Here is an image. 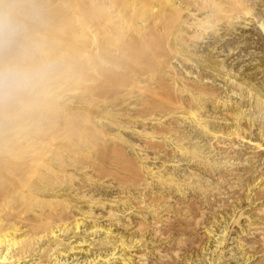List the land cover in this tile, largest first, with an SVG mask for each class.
<instances>
[{
    "label": "rangeland",
    "instance_id": "1",
    "mask_svg": "<svg viewBox=\"0 0 264 264\" xmlns=\"http://www.w3.org/2000/svg\"><path fill=\"white\" fill-rule=\"evenodd\" d=\"M131 1L135 5H133V3L132 4L130 3L129 5H133L134 9H136V10H137V8H139L137 6H142V9L144 7V11L140 8L138 9V10H140L138 12V14L141 16V18H144L150 25H155L153 21L158 18L157 16H159L161 12L163 14L166 13L165 15L171 16V18H172L171 20L173 22L172 21H170V22H172L171 23L172 25L174 24L173 26L171 25L172 32L170 31L171 29L170 30L164 29L166 27V25H169V24H167V21H165L167 19L164 20L161 18V17L164 18L165 15L159 16L160 21H161L160 23H158L159 18H158V20L155 21L156 25H158L157 27H155L156 25L154 26L155 29H158L159 26L161 25V23L165 21L162 24V25H165V27L160 28V29H162V31L159 32V33L162 32L161 34H162L163 38L161 36V38H160L161 40L159 38H158L159 39L158 40L156 38L158 36H156L155 42L158 40L159 42L160 41L164 42V44L166 43V46L164 44H162V42H160L161 43L160 45H162L161 47L165 46V48L167 47L166 49L171 50V51L170 50L167 51L168 53L166 52L167 56L169 55V57H171L175 53L177 55L175 54L176 56H173L174 58L171 57L168 59L169 61L171 59L173 61V63H171L172 61L168 62V60H167V62H168V64H167L166 59L168 57L164 56V55H166V54H163L164 52L162 53L163 55L158 57L159 54H161V51H163V50H161L163 48H160L158 46L160 49H158V51H156L157 49L155 50V46L157 48V45H155L153 43L154 51H153V48L150 47V49H152V52L157 53V54L153 55V53L149 49L148 52H149L150 56L152 53L153 57H149L150 58L149 59L148 58V56H149L148 52H147V57L146 56L144 57V59L147 58V59L151 60L150 66L147 65V63H149V60L148 61L145 60L146 65L148 67L145 65L144 61H141V62H143V64L141 62H140L141 64L140 63L138 64V62H137V64L133 63L132 65L128 63V65H130V66L124 65L126 63L123 64L124 67L127 66V67L134 68L133 69L134 73L132 70H129L130 72H132V73L129 72V74H131L130 76H133V78L136 77L135 76V74H136L138 76V78H136V79H138V82L133 81L135 78L134 79L132 78V80L131 79L126 80L125 82H122V83L115 82L112 86L114 90L110 88V91L106 92L105 95L103 94V96H101L102 93H99L101 91L98 92V89H99L98 87H97V90L95 88H93L94 86L96 87L97 84L91 85L90 84L91 81L88 84L84 81L87 85L86 89H88L89 86H92L91 87L92 89L91 88H90L91 90L89 89L92 96L89 93H86L83 96H85V95L87 96L89 94L90 97L88 95L87 96L88 98H92L93 96H95V98L94 99H88L87 97L85 98L81 95L83 101L81 99L80 100L82 102H84L85 104L80 102V104L78 106L82 109H79V107H78L77 110L79 112L76 110V113L78 112L77 115L79 118H77V115L74 118V120L77 118L76 121L78 120L80 122V124H78L74 120H72V123L74 121V123H73L74 127H76V125H78V126L82 125L83 126V127L80 126L79 129L81 128L80 129L81 131L83 129L84 132H80L79 129L76 128L77 133L79 132V135L78 134L77 135L79 137L83 138L84 140H87V142L89 141V144L84 142V145L80 146V149L76 148V146L68 148V150L71 154V156H70L71 159L69 162L67 161L68 163L66 162V164H68L69 166L65 165V167L63 169L60 167L58 169V166H56V165H55L56 167L54 165L53 166H54V171L55 172L57 171L55 177H58V179L56 178L58 180V184L61 183V185H64V189H62V186H61L60 190H66L67 189V192H69L68 188H70V186H71V185H69L70 183L74 187L77 184L83 185L84 179L87 180L88 182L85 181V183H84L86 185H83V186H85L84 189L81 188V190L86 189L87 191L85 193H84V191H82L84 194L82 192L78 191V192H80V194L82 193L86 197L83 196L84 199H83V197H81L82 200L81 199L78 200L77 196H81L82 194L81 195H75L76 197L72 196V198H70V195L68 196V195L64 194V196L68 197L67 200H66V197L64 198V196H63L62 198L65 200H63V199H61V200H62V203L64 205L60 202L59 204H62L63 206L60 207L59 205H57L58 208L56 207V209L57 210H63L62 207L64 209H66L69 206H76V207H81V208L84 207L82 210H84L85 212L90 210V212L94 213V215H97V217H98V214H100L99 216L103 217L102 218L103 220L102 219L99 220L100 228L102 225H103L102 226L103 230H105L104 228H111V230L114 232L113 233L114 237H115V235H116V238L118 235L123 236L125 239L127 238L126 240L129 241L130 238L132 237V235H134L132 238L134 240H137L136 242H138V241L141 242L142 244L141 243L140 244L142 246L141 245H135V247H134L135 249L134 248H133V250L131 249L133 252L130 251V254L128 253V255L132 256V259H131V262L128 264H134L136 262V260L138 259L136 257H138L140 253H141L140 256L144 254L142 256L144 259L143 261L145 262L144 264H147V263L148 264H158V262L160 264H163V262H164V264H264V248H262V246L260 245L259 236H258V234H256L257 232L254 231L255 227L259 226V222H261L260 226L262 225V223H264V205H262V204H264V193L260 192L262 189H264V173H262V172H264V151L257 150V151H259V152H257L253 146L255 143L264 145V134H262V132H264V119H262V118H264V30H262V29H264V0H249V1L245 0V2H241V3H245L246 7L244 6L245 8L243 7V9L246 12H244L242 10L243 15H242V13H241V16L239 14L240 18H238L239 16L237 15L238 20L236 18H234L233 21L232 20L221 21V23L218 22L219 24L210 22V25H212L213 29L209 25L208 26L209 28L207 27V30L206 29H204L205 31L202 30L203 36H201V38H198L200 36L199 32H201V31L197 32L198 37L197 36L193 37L192 35H190L193 30L187 29V28H184V30H183V27H185V26L182 24V22H183V19H184V21H186V17H187L186 15L187 14L185 15V13H184L185 11L180 12L179 15L182 16L183 18H181L180 21L177 22V19L180 18V16L177 17L178 14L174 15V14H172L171 9H168L170 7L169 6L170 4L169 5H167V4L170 1L167 2V0H165V1L160 0V2H159V0H158V6L155 4V7L153 5L155 2H153V1H156V3H157V0H131ZM208 1L209 0H191V3H192V5L196 4L198 6L204 7L203 9L206 12V11L210 10L209 5L207 4ZM250 1L253 2L254 4H252ZM241 3H240V6L243 5ZM152 5H153V7H152ZM133 6H130V7H133ZM145 6H150V8L152 7L151 8L152 11H153V9H155L157 7H159V10H157L158 9L157 8L155 13L153 11V15L150 17L149 14L147 15V13H149V12L152 13L151 9L149 7H145ZM147 8L150 10L148 11ZM249 10H250V12H249ZM131 11L133 12L134 10H132V8H131ZM157 11H159V12L161 11V12L159 13ZM132 12H130V13H132ZM142 12L145 14H143ZM203 12H201V13H203ZM138 14L136 11L134 13V16L138 17L139 16ZM155 14L157 16H155ZM143 15L144 16L146 15V16L143 17ZM130 16L132 17V14H130ZM153 16L155 19L152 18ZM137 17H133V18L137 19ZM141 18L138 17V19H140V20H141ZM148 18H149V20H148ZM136 19H134V20L137 23V25L141 24V23L143 24L144 19H142L143 22H141L142 20L140 21V20H136ZM175 19H176V21H175ZM188 19H187V21H188ZM134 20L133 21L131 20V26L129 28L134 26L133 25V24H135ZM162 20H164V21H162ZM190 22H191V20H189V23ZM148 23L145 26H147ZM214 24H216V27H213ZM162 25H161V27H162ZM89 27H91V26H89ZM141 27H144V26H141ZM154 27H152V28L154 29ZM133 28H135V26ZM133 28H131V31H130L131 33L134 30ZM168 28H170V26H168ZM128 31L129 30H127V32ZM163 32H166L167 34H168V32H170L171 36H170V34H169V36H167L165 33V37H164ZM179 32L180 33L182 32L183 34L182 33L180 34ZM193 32L195 33L196 31H193ZM193 32H192V34H193ZM127 34H130V33L128 32ZM161 34H159V35H161ZM133 35L136 36L138 34L134 33ZM172 35H174V36H172ZM178 35H180L179 36L180 38L178 37ZM201 35H202V33H201ZM182 36H183V38L187 37L185 39V41L183 40ZM189 36H192L191 40H187V39H190ZM167 37H169V38H167ZM176 37H178V39L182 38V40H181L182 43L185 42L187 47H186V45H181L182 43L179 42ZM163 39L166 41H164ZM168 40H170V41L168 42ZM156 44H158V42ZM168 45H170V46H168ZM182 47H183V50L186 49V51H188V52H185V51L183 52L184 56H183V53L181 52ZM177 48L178 49L181 48V49L178 50ZM175 50L180 51V53L182 55H180L179 52H176ZM164 51H166V50H164ZM174 51H175V53H174ZM158 52H160V53H158ZM185 53H187V55ZM191 53L194 55L191 56ZM185 55L187 57H185ZM162 56L165 57L166 59L165 58H164L165 60L162 59L161 58ZM175 57H178V58L175 59ZM173 59H175L176 61ZM183 59H184V61L186 60V62H184ZM165 63L167 64V67H166L167 69H164V67L166 66ZM135 64H136V68L134 67ZM169 64H170L171 68H168ZM214 64L218 67H216ZM173 65H175V66H173ZM212 66H213V68H212ZM127 67H125V68H127ZM132 68H130V69H132ZM172 68H174V69H172ZM175 68H177L178 70H176ZM164 70L169 71V72H167L168 74ZM171 72H173L174 74ZM175 72H177V73H175ZM198 72H200L202 74H200ZM165 74L168 76H165ZM170 74L171 75L173 74L174 76H176L175 78L178 77L177 75H180V76L182 75V76H181V78L179 76L177 79H174L173 75L171 76ZM198 74H200L202 76V78H204L203 82L205 81L204 82L205 84H203V85H205V87L208 85L207 89L209 88V90L213 94L215 93L213 95L214 97L209 96V97H204V98L203 97L194 98L192 96L195 92V88L197 86L198 79L201 78L200 75H199L200 77H197ZM225 75H226V77H225ZM139 76L141 79H139ZM194 77L195 78L197 77L196 78L197 80ZM88 78H89V76H88ZM139 80L141 81L140 83H139ZM194 80L197 83H195ZM86 81L88 82L89 80H86ZM174 81H175V83H174ZM78 82L84 83L83 80L81 82L78 80L77 82L74 81L73 84L75 85V83L77 84ZM69 83L70 82H68L67 85H70ZM79 83L77 84L78 88H79V86H81L80 88L83 89V87H85V83H84V86H83V84L80 85ZM194 83H195V85H194ZM198 84H200V83H198ZM71 86L74 87L73 85H71ZM93 89H95V91H97V93L94 92V95L92 93ZM174 90H175V92H174ZM187 91L191 94V96L187 93ZM60 93L65 94V96L67 94V96L70 98L73 97L72 94L68 93L67 91L64 93L63 90H61ZM74 93H75L74 97H77L76 96L77 91ZM217 93H218V95H217ZM155 94H157V95H155ZM99 95H100V98L101 97L103 98L104 96H105V98L104 99L97 98V96H99ZM67 96H66V98H67ZM79 97H80V94H79ZM79 97H77V99ZM171 97L173 98V100L169 101V100H171L170 99ZM100 100H102V101H100ZM136 100L139 104L137 102H135ZM140 100H142V103ZM178 100L181 104L178 102ZM183 100H184V102H183ZM214 100L216 102L215 104H213ZM112 101L115 103H113ZM173 101H174V103H172ZM176 101L179 103L180 106L176 105V104H178ZM89 102L91 104H89ZM109 102H112L113 105ZM166 102H167V104H163ZM175 102H176V104H175ZM228 102H229V104H227ZM255 102H256L257 106H256ZM231 103L233 105H231ZM82 104H84V106L86 105L87 107H84ZM133 104L134 105L137 104V105L134 106ZM110 105H112L114 108L112 106L110 107ZM104 106L106 109L103 108ZM158 106H159V109H158ZM173 106L174 107L175 106H179V107L182 106L183 112L179 113L180 110L178 112H176V110H174L175 108ZM228 106L233 107V108L231 107V109L234 111L235 117L240 115L241 118L239 117L240 118L239 123H238V121L235 122L232 119L234 117V115L232 112H229L230 109L228 108ZM89 107H90V109L92 107L93 108L90 110ZM108 107H110V110ZM169 107L170 108L172 107L171 108L172 110H170ZM189 107H190V109H189ZM226 107L229 109V110L227 109L228 110L227 112H225V110H224ZM184 108H185V110H184ZM114 109H116V110H114ZM165 109L166 110L168 109V111H170L171 113L170 112L167 113L168 111L166 112ZM236 110H238L239 112ZM102 111L104 114L108 113L109 115H104L102 113ZM117 111L119 114L117 113ZM191 111L196 112V114L198 116L202 117L206 121V124L208 123L207 125L209 127H211L209 130L214 131V129H215V132L218 131L219 135L222 134V135H220L222 137L218 138V140H216V139L212 138L211 135L209 136L207 133H202L204 131H202L200 128H198V126L193 121L192 117L190 118L191 115H189V112H191ZM208 111H209V113H208ZM114 112H116L118 115L115 114ZM236 112H238V115L235 114ZM226 113H230V114H226ZM231 113H232V118L229 117V115L231 116ZM169 114H172V117H171V115L169 116ZM155 115H156V117H155ZM183 115H185V116H183ZM104 116L106 118H104ZM121 116H124L125 118L121 117ZM127 116L128 117L130 116V117L127 118ZM131 116H132V118H134V117L135 118L131 119ZM136 116L137 117L139 116V117L137 118ZM159 116L161 119L159 118ZM170 117L174 118V121ZM214 117H215V119H214ZM245 117L247 119H245ZM93 118H95V120H97V122ZM119 118H121V119L118 120ZM181 118H187V119L184 120ZM79 119H81V121ZM98 119H99V121H98ZM108 119L112 123H110ZM128 119H129V121H128ZM156 119H157V121H156ZM159 119H160V121L163 120V122L162 121L158 122ZM100 120H101V122H100ZM112 120L114 121V124H115V122H117V123L115 125H113ZM126 120L128 123L126 122ZM175 120L177 122H175ZM190 120H191V122H190ZM88 121H91L92 123L88 122ZM75 122H76V124H75ZM90 123H91V125H90ZM99 123H101L100 125L102 127L99 125ZM124 123H126V124H124ZM153 123L156 125H153ZM179 123L181 124V126ZM213 123L214 124L216 123L215 125L217 127L212 126V125H214ZM232 123H233V125H232ZM87 124H89V125H87ZM96 124L98 125L99 128L95 127ZM110 125H111V127L113 125V127H112L113 129L110 127ZM144 125H146V126H144ZM237 125H239L238 128H240V130L237 128ZM249 125H250V127H249ZM86 126H88V127L91 126V127H89L90 129H92V127H93V129H92L93 132H92V130H89V128ZM114 126H116V127H114ZM234 126H236V128L239 130L238 133L240 132L239 135L242 136L243 138L240 137L239 140H232V139L229 140L230 138L229 139L226 138L230 134V132L234 130V129H232V127L234 128ZM251 126H252V129H251ZM129 127H131V129ZM168 127H169V129H168ZM260 127L262 130L260 129ZM105 128H106V130H104ZM107 128L109 131L107 130ZM166 128H167V130H166ZM170 128H171V130H170ZM217 128H220V129H217ZM137 129H138V131H137ZM144 129H145V131H144ZM111 130H112V132H111ZM89 131L91 132V135H93V133H94L95 137L97 136V133H98L99 136H97L96 138L101 137L102 139L100 138V139H97V141H96L95 137L87 138L88 134H90ZM95 131H99V132H95ZM100 131L101 132L103 131V132L100 134ZM119 131H120V133H119ZM170 131H171V133H170ZM258 131H259V133H258ZM85 132H86L87 136H84V135H86V134H84ZM110 132H111V134H110ZM138 132H140V133H138ZM180 132H182V133H180ZM246 132H248V133H246ZM135 133H137V134H135ZM141 133L143 135H145V133L146 134L148 133V135L143 136ZM168 133H169V135H168ZM223 133L225 135L227 133V135L224 136ZM184 134L186 135V137ZM82 135H83V137H82ZM91 135H89V136H91ZM106 135H109V136H106ZM202 135H204V136H202ZM110 136L112 137V139H110L111 138ZM165 136H167V137L165 138ZM244 137H245V139H244ZM85 138H87V139H85ZM119 138H121V140ZM162 139H164L163 140L164 142L162 141ZM225 139H226V141L227 140L230 141V144H232V146H233L232 147L233 149L227 151L230 154L223 151L226 147V145H224ZM99 140H101V141H99ZM174 141H176L177 143ZM182 141H183L184 145H183V143H181ZM228 141L225 142V144H227ZM234 142L236 143V146H235ZM248 142L250 143V145L251 144L252 145L250 146ZM252 142L253 143L255 142V143L253 144ZM175 143L176 144L181 143L180 144V145H182L181 149L184 147L183 150L180 151L177 147H175L176 146ZM85 144H87V145H85ZM230 144L228 143L229 146H230ZM83 146H84V148H82V150H81V147H83ZM87 146H89V147L85 148ZM134 146H136L137 148L143 147L142 148L143 151L140 149L138 150ZM197 146H198L199 150H198ZM238 146H240V147H238ZM250 147H253V148L251 149ZM187 149H188V152H186ZM177 150H179V151H177ZM189 150H190L191 154L189 153ZM262 150H264V149H262ZM71 151L74 153L76 161L74 159H72V157H74V156L72 155ZM222 151L224 153H222ZM137 152H139V153H137ZM199 152H201V153H199ZM231 152H232V156H229V155H231ZM174 153H175V155H174ZM145 154H146V159H145ZM223 154H225V155H223ZM67 155H69V154H67ZM201 155L202 156L204 155V156L202 157ZM172 156H174L175 159ZM196 156H198V157H196ZM220 156H221V158H220ZM227 156H229V157H227ZM164 157H165V159H164ZM139 158L140 159L142 158L144 161L142 159L140 160ZM204 158H205V160L207 159L206 162H205ZM150 159H151V161H150ZM188 159H190V160H188ZM224 159L226 160L227 164L226 163L223 164ZM71 160H72V162L74 160L73 165H70ZM203 160L205 162V165L203 164L204 163ZM164 161H166V162L162 163L163 164V168H162L161 162H164ZM201 161H202V163H201ZM213 161H214L215 165H217V166L219 165L218 168H216L217 166L213 165L214 164ZM144 162H147V165H146V163L144 164ZM209 162H211L210 164L213 163L212 164L213 166L209 165L208 164ZM229 162H231V163L229 164ZM257 162H258V164H257ZM217 163H219V164H217ZM148 164H149V166H148ZM227 165H230V166H227ZM66 166H68V167H66ZM143 166L145 169H147V170L149 169V171L145 170L143 168ZM139 167H140V169H139ZM229 168H230V170H229ZM136 169H138V171ZM231 169L234 170V173L232 171L231 178L232 177L233 178L231 179V182H230V179H227L228 177L230 178V175L227 176L225 174L230 173ZM58 170L62 171V172L65 171V172L69 173V175H68V173H65L68 182L70 181L69 184L64 183L67 181L66 178H64L65 175L62 176V174H64V172L61 174V172H58ZM133 170H135V171H133ZM142 170H144V172L146 171V173H144ZM154 170H155V172H156V170L160 171L159 174L157 175L159 178L157 176H154V175L152 177V174H150L151 176L149 175V173H151L152 171L154 172ZM225 170L227 171V173ZM219 171L220 172L222 171V172L220 173ZM228 171H230V172H228ZM235 171H236V174H235ZM256 171L257 172L259 171L258 172L259 174ZM57 173L60 176H57L58 175ZM71 173H73L74 176ZM135 173L137 176L142 177V179L137 177L135 175ZM139 173L141 176L138 175ZM141 173L143 174V176ZM219 173L223 176H221ZM70 174H71V176H70ZM147 174H148V176H147ZM163 174H164V176H163ZM233 174L237 175L238 178L235 179L234 177H237V176H234ZM131 175H133V177ZM171 175L174 177L173 178L174 180L172 179ZM214 175L218 176L219 178L215 177ZM160 176H163V177H160ZM168 176H169L170 180L168 179ZM60 177H63L64 180ZM69 177L71 179L74 178V180L73 179H72V181L69 180ZM146 177H148V178H146ZM225 177H226V179H225ZM257 177H259V179ZM59 178L62 179L61 182H59L60 181ZM132 178H133V180H132ZM138 178H139V180H138ZM153 178L155 181H153ZM78 179L80 180V182ZM185 179H186V181H185ZM165 180H166V182H165ZM178 180H180V182ZM227 180H229V181H227ZM137 181H139L138 182L139 184H137ZM143 181H144V183H148L146 188H145L146 184L144 185ZM182 181H183V183H182ZM195 181H196V183H195ZM81 182H82V184H80ZM184 182L187 186H190V189H188V187L186 185H184ZM188 182H190V184ZM73 183H74V185H73ZM135 183L139 187H137L135 185ZM175 183L177 184L176 187H175ZM191 184L194 186H192ZM234 184H236V185H234ZM90 185H92V187ZM102 185H104V186L102 187ZM143 185H144V191L142 188ZM179 185H180V187H179ZM181 185H182V187H181ZM214 185H215V187H214ZM57 186L60 187V185H57ZM140 186H141V188H140ZM183 186L185 188H183ZM99 187H101V188L98 189ZM162 187H164V188H162ZM90 188H93V189H90ZM207 188H208V190H207ZM213 188L215 191H217V192L219 191L218 195L215 194L214 190H212ZM217 188H219V189H217ZM225 188H227V189H225ZM72 189H75V187ZM88 189H89V191H88ZM136 189L139 193L141 192V194H139L136 191ZM147 189H148V191H147ZM204 189L208 192L204 191ZM258 189H259V191H258ZM104 190H106V191L104 192ZM157 190H159L160 193L157 192ZM162 190H164V191H162ZM178 190H179V192H177ZM180 190H182V191H180ZM98 191H100V192L98 193ZM149 191H150V193H149ZM154 191H156V192H154ZM213 191H214V193H213ZM75 192H77V191H75ZM153 192H154V197L152 194ZM262 192H264V190H262ZM167 193H169L170 195ZM92 194H93V196H92ZM122 194L123 195L125 194L124 196H126V197H124ZM143 194H144V196H143ZM159 194H160V196H158ZM162 194H165V195H162ZM166 194H167V196H166ZM224 194H225V196H224ZM257 194L260 195L261 198H260V196H257ZM213 195H215V196L213 197ZM232 195L234 198H232ZM134 196H135L136 201L134 200ZM136 196H137V198H136ZM181 196L182 197L184 196V197L182 198ZM218 196H220L219 199H218ZM113 197H115V199H116L115 201L118 203H116V202L114 203ZM129 197H132V198H129ZM151 197L154 198L153 202H151L152 199L150 200ZM155 197L156 198L158 197L157 200H159V201L163 197L165 198V200H166V198H168V201L166 200L167 201V203H166L165 200L162 199L161 202H159L156 200ZM95 198H97V199L95 200ZM145 198H147V199L145 200ZM73 199H74V201H73ZM175 199H176V201H175ZM181 199H182V201H181ZM75 200L76 201L78 200L79 202L77 201V203H76ZM89 200L92 202L87 203V202H90ZM110 200H112V201H110ZM219 200H220V203H222L221 200L223 201V203L220 204L218 202ZM224 200H226L225 203H224ZM80 201H81V204H83V205L80 204ZM109 201L111 203H109ZM148 201H150L151 204L153 203L154 207ZM154 201H157L159 204L154 202ZM186 201H188V202H186ZM68 202L70 203V205H68L69 204ZM124 202H125V204H124ZM131 202L134 204L135 207L133 206V204ZM145 202L147 203V205L149 204L147 206V211L149 209V212L152 213V216L156 215L157 211L155 212V214H153V212H151V211H153L155 209H159L161 207H162L161 209H163L165 206H167V209L170 212L168 210H166V208H164L163 210L159 209L163 212L162 213L163 217L161 215V211H158L157 215H159V216L161 215L162 218L161 217L158 218L159 216H157V215L152 217V216H150V213L146 212V209L143 208V207H146ZM162 202L164 203V206H162L163 205ZM178 202L179 203L181 202V203L179 204ZM217 202H218V204H217ZM108 203H109V205H108ZM142 203H144V204H142ZM185 203H187V204L191 203V205L189 204L187 206V204H185ZM86 204H87V206H86ZM110 204H112L113 207ZM129 204H132V205H129ZM170 204H172V205H170ZM65 205H67V206H65ZM124 205L125 206L127 205V206L125 207ZM141 205H143V206H141ZM150 205L152 207L151 209H150ZM217 205H218V207H217ZM224 205H227L228 207L224 206ZM136 206H137V208H136ZM201 206H203V207H201ZM222 206H224V207H222ZM90 207H92V209ZM140 207H142V208H140ZM168 207L171 209H169ZM185 207H187V208L189 207L188 208L189 211H187L185 209ZM232 207H234V208H232ZM260 207L262 208L261 213L259 211V209H261ZM257 208H258V210H257ZM105 209H106V211H105ZM143 209H145V211ZM201 209H203L204 212ZM115 210L118 212H116ZM139 211H141L140 212L141 214L139 213ZM255 211L258 212L259 214H257ZM109 212H111L113 214L115 213L117 216L116 218H119L121 220L122 219L126 220V218L128 217L126 221L129 220L130 223L132 222V226L137 222V221H135L137 219L140 221L142 219V221H143L144 218L142 216L145 217V220L143 221L144 223L146 221V217H148V216H150V217H149V220L147 218V220H148V221H146L147 223L151 222L153 218H154V220H157V218H158L157 221L158 222L161 221L159 225H161L162 222L164 224V225L162 224V227L159 226L161 228L160 230H162V232L160 231L161 234L162 233L164 234V235L162 234V237H164V238H162V237H160L161 239H159V237L154 238L152 235L149 234V230L147 232V229H149L147 227H146L147 229H143L142 234L139 233L140 234L139 235L137 233V231H135V230L133 231L134 228L131 230H125L126 231L125 232L124 229L121 227V225H119L120 223L114 226V224H116V221L114 223L113 222L111 223L113 226L110 223H109L110 225L107 226L108 222L104 217H106ZM145 212L147 214L148 213L149 214L147 215ZM184 212H187V214ZM143 213H144V215H143ZM158 213H160V214H158ZM168 213H169V215H168L169 217L167 216ZM189 213L191 214L192 217L189 216L190 215ZM118 215H121V216H118ZM200 215H201V217H200ZM122 216H124V217H122ZM164 216H167L169 219L170 218L171 219L169 220L167 217H164ZM155 217H156V219H155ZM185 217H187V218H185ZM164 218H166V220ZM159 219H161V220H159ZM212 219L214 222L212 221ZM234 219L236 220V223L234 222L235 221ZM167 220H168V222L165 223V221H167ZM251 221H252V223H251ZM84 224L86 226L84 229H88V228H90V226H92L91 222L89 223V221L85 222ZM213 224H214V226H213ZM250 224H252V226ZM100 228L97 229L98 231L93 232V233H90L87 231L88 232L87 234L89 236H86L87 234H84V233L82 236V232L85 231L82 227L80 230H82V229L83 230L80 231L81 234L79 233V235H78V238L80 235L82 236V238L80 237V241L83 239V237L85 235L84 239L86 238V241L87 240L89 241L91 239L89 243H91L93 241L94 244L92 242V246L90 245V247L86 246V247H84V249L82 248L81 251H83V250L84 251L80 252L81 254L78 253V254L73 255V257L71 255L68 256L66 254L65 259L63 258V260L60 263L61 264L62 263L63 264H68V263L70 264L72 262V260H74V258L75 259L78 258L77 259L78 263H76V264H80V262H82V264H86L85 259L86 260L92 259V257L95 256L94 254L97 255L98 253H100V254L102 253L101 254L102 256L103 255L105 256L106 254H110V252H111L110 248H108L107 246L101 247V245L97 244L98 239L100 240V239L104 238L103 237L104 234L101 233ZM88 230H90V229H88ZM210 230L213 231L212 234L211 233L208 234V232ZM169 231H170V233H169ZM247 231H251V232H249L250 234ZM253 231H254V233H253ZM133 232H135L136 234ZM121 233H123V235ZM94 234L96 236H94ZM223 235H224V238H223ZM145 236H147V237H145ZM167 236L169 237V239L170 238L171 239L169 240ZM173 236H174V238L172 239ZM93 237H95V238H93ZM101 237H103V238H101ZM116 238H114V239L116 240ZM155 239H156V241H155ZM173 240L175 241L176 244L174 243ZM88 241L86 242L87 244H88ZM218 241L220 242V245H219ZM150 242H151V244H150ZM87 244H85V245H87ZM171 244L173 246H171ZM255 245L257 248L255 247ZM169 246L171 247L172 251L170 250ZM249 246H250V249H249ZM91 247L93 249H90V251H91V253H90V251L88 249ZM103 247H105V249ZM106 248H108V249H106ZM157 248L160 250H158ZM245 248H248V249H245ZM260 248L262 249V251ZM109 249H110V251H109ZM165 250L168 254L169 253H171V254H169V255L166 254L164 252ZM221 250H222V252H221ZM87 251H88V253H87ZM174 251L178 252V253H175ZM85 252L87 253L88 257L86 256ZM158 253H159V255H158ZM161 253H162V255H161ZM163 253L165 254L164 257H163ZM166 255H168V256H166ZM165 258H166V260H165ZM119 264H121V263H119Z\"/></svg>",
    "mask_w": 264,
    "mask_h": 264
},
{
    "label": "bare ground",
    "instance_id": "2",
    "mask_svg": "<svg viewBox=\"0 0 264 264\" xmlns=\"http://www.w3.org/2000/svg\"><path fill=\"white\" fill-rule=\"evenodd\" d=\"M165 1V0H163ZM170 1V2H169ZM246 1H249V0H246ZM155 2L153 5L155 7V4L158 6V0H157V3L156 1H153ZM160 2V0H159ZM167 2H169L167 5H169L168 9H171L172 11V14L174 15H177V17H179V13L180 12H183L185 11V16L186 17V21H184L183 19V22L182 24L185 26L183 27V30L184 28H187V29H191L193 31H196L195 33L191 32L190 35H192L193 37L194 36H197L198 37V34L197 32L198 31H201L199 32L200 36L198 38H201V36H203V31L204 29L207 30V27L210 25V22L211 23H221V21H229V20H232L234 18L237 19V15L241 16V13L243 15V12L242 10L244 11L243 7L245 6V3H241V2H245V0H209L207 2V4L209 5L210 7V10L206 11L203 9L204 7H201V6H198L196 4H193L191 3V0H167ZM251 2V1H250ZM132 4L133 2L131 0H0V22H8V21H12L14 22L18 28H19V35L17 36L16 40L10 45V46H7V47H0V61H6L8 58H10L11 56H14V55H17L20 53V51L24 48H28V49H37L38 52H37V57L39 56V52H43L48 58H51V59H56V60H59L60 61V71L57 75V77L54 79L53 83H52V86H51V91H50V94L44 98L43 100H41L40 102H38L35 106L27 109V110H23V111H16L12 108H10L8 105H0V264H59L63 258L65 259L66 257V254L69 256L71 255L73 257V255L75 254H78L80 252H83L81 251L82 248L84 249V247L86 246H89L90 245L92 246V242H90V240L88 241V244L86 243V238L83 239L80 241V237L82 238L83 236V233L84 234H87L88 232L90 233H93V232H96L98 231L97 229L100 228V224H99V220H101L103 217H100L98 214V217L97 215H94V213L90 212L89 211H84L82 210L83 208L81 207H76V206H69L68 208L64 209L62 207L63 210H57L56 207L57 205H59L60 207L63 206L64 204L62 203V200L63 199L62 197L65 195H70V198H72V196H75V195H81L84 191V193L87 191L86 189L85 190H81L84 189L85 186L83 185H86L84 184L85 180L84 179V182H83V185H75V189H72L74 188L72 186V184L70 183V181L68 182L67 180V177L65 175V173H68V172H64V174H62L63 172L62 171H59L58 172H61L62 176H64V178H66V182L64 183H70L69 185L70 188H68V191L67 192V189L66 190H60L61 189V186H62V189H64V185H61L58 184V177H55L56 176V172L54 171V166H58V169L59 167L60 168H64L65 165H68L66 164V162L70 161V152L68 150V148H71V147H75L76 148H79L80 149V146L84 145V142H86L87 144H89V141L87 142V140H84L83 138L79 137V132L77 133V129H79V127H83L82 125L78 126L76 125V127H74V121H76L78 117L77 113L79 112L77 109H78V105L80 104V102H82V96L86 93H90V90L92 89L91 87L92 86H89L88 89H86V83L88 84L90 81H91V85H96V87L94 86L93 88H95L97 90V87L100 89H98V92L99 93H102L101 96H103V94L105 95L106 92L110 91V88L113 89V84L115 82L117 83H122V82H125L126 80H132L133 76H130L131 74H129V70H132L133 73H134V68L132 67H127V66H130L128 65L129 64H133V63H136L138 62V64L141 62V61H144L145 62V65H146V61H148L150 58L149 57H153L152 56V53L153 55L154 54H157V53H154L152 52V49L153 48V43L155 45H157V48L155 46V50L158 51V49L160 48H163L161 50V54H159L158 57H160L161 55L163 54H166L164 56L168 57L167 59L165 57H161L162 59H166V62L169 58H174L173 56H176L177 54H174L172 55L171 57H169V55L167 56V51H169L168 49L165 48L166 46V43L164 44V42H162V44H164L163 46L164 47H161L162 45H160L161 43L158 41L161 36H162V32L159 33L160 31H162V29L160 28H164L165 25H162L165 21H167V24L169 25H166V27L164 29H168L170 30L171 29V23L173 22L171 19V16L170 15H165L166 13H160L159 16H163L165 15V17H161L162 19H167V20H162L164 22L161 23V25L159 26L158 29H155V27H157L158 25H156L155 21L158 20L159 16H157L155 14V16H157L158 18L155 19L154 16L152 18H154L155 20L153 21L154 24L156 25H150L144 18H141V16L138 14V12L140 10H138L139 8L142 9V6H137L139 8L134 9V6L135 5L133 3V5H129V4ZM240 3L243 4L240 6ZM252 4H254L253 2H251ZM152 5V7H153ZM166 5V6H167ZM130 6H133V7H130ZM151 6V5H150ZM150 6H145V7H149ZM156 6V7H157ZM250 6V5H249ZM151 7V8H152ZM246 7V6H245ZM244 7V8H245ZM131 8L132 10H134L133 12L131 11ZM150 8V9H151ZM158 8V9H157ZM155 9H153L154 13L157 10H159V7H157ZM167 8V7H166ZM253 8V7H252ZM148 9V8H147ZM148 9V11L150 10ZM137 11V14L139 15L138 17L142 19H144V22L143 20L141 21L140 19H138L137 16H134V13ZM144 11V7L142 9ZM147 11V10H146ZM153 11L151 9V12L152 13H147V15L149 14V16L151 17L153 15ZM204 11V12H203ZM252 11V10H251ZM132 12V13H130ZM203 12V13H201ZM246 12V11H244ZM248 12V11H247ZM250 12V10H249ZM143 13V12H142ZM130 14H132V17L130 16ZM145 14V13H143ZM151 14V15H150ZM250 14V13H249ZM247 15V14H246ZM146 16V15H145ZM143 15V17H145ZM240 16L238 18H240ZM133 17H137L136 18H133ZM133 18V19H132ZM169 18V19H168ZM183 18L182 16H180V18L177 19V22L180 21V19ZM189 18V19H188ZM140 20L141 22H143V24H138L135 22V20ZM188 19V21H187ZM235 19V20H236ZM131 20L135 22V24H133L135 26V28H133L134 26H132L131 28H133L134 30L132 31V33L130 32L131 31V28H129L131 26ZM149 20V18H148ZM189 20H191V22L189 23ZM238 20V19H237ZM146 21V22H145ZM159 21V22H158ZM157 22L160 23V18ZM172 21V22H170ZM176 21V19H175ZM133 22V23H134ZM150 22V21H149ZM170 22V23H169ZM140 23V22H139ZM148 23L147 26H145L146 24ZM218 23V24H219ZM174 25V24H173ZM172 25V26H173ZM179 25V24H178ZM177 25V26H178ZM262 25V24H261ZM91 26V27H89ZM141 26H144V27H141ZM155 26V27H154ZM168 26H170V28H168ZM137 27V28H136ZM154 27V29L152 28ZM181 27V26H180ZM210 27L212 28V25H210ZM213 27H216V24H214ZM209 28V27H208ZM210 28V29H211ZM137 29V30H136ZM181 29V28H180ZM179 29V30H180ZM209 29V30H210ZM213 29V28H212ZM127 30H129L128 32L130 34H127ZM167 30V31H168ZM186 30V29H185ZM190 30V31H191ZM208 30V31H209ZM264 30V29H262ZM172 32V29L170 30ZM205 31V30H204ZM92 32V33H91ZM186 32V31H185ZM189 32V31H188ZM134 33H137L138 35H133ZM161 35H159V34ZM164 34V37H165V33L166 32H163ZM180 33V32H179ZM182 33V32H181ZM180 33V34H181ZM202 33V35H201ZM158 34V35H157ZM171 36V33L168 32V34L166 33L167 36ZM183 34V33H182ZM196 34V35H195ZM205 34V33H204ZM185 35V34H184ZM187 35V34H186ZM189 35V34H188ZM158 36V37H156ZM174 36V35H172ZM180 35H178L179 37ZM192 36H189L190 39H187V40H191ZM155 37L158 39H156L157 41L155 42ZM178 37H176L178 39ZM163 38V36H162ZM169 38V37H167ZM180 38V37H179ZM183 38V36H182ZM182 38L181 39H178L179 42L182 43ZM187 38V37H186ZM185 37L183 38V40L185 41L186 39ZM165 39V38H164ZM163 39V40H164ZM176 39V40H177ZM161 40V39H160ZM197 40V39H196ZM166 41V40H164ZM170 40H168L169 42ZM177 41V42H178ZM158 42V44H156ZM188 42V41H187ZM180 43V44H181ZM189 43V42H188ZM187 43V44H188ZM178 45V44H177ZM176 45V46H177ZM181 45H186V43H182ZM189 45V44H188ZM160 48H159V47ZM170 46V45H168ZM172 46V45H171ZM173 47V46H172ZM184 47V46H183ZM183 47H182V53L185 51V52H188L185 50H183ZM187 47V45H186ZM165 48V49H164ZM149 49L150 51L152 52L151 53V56L149 54ZM178 49V48H177ZM181 49V48H180ZM178 49V50H180ZM166 50V51H164ZM153 51H154V48H153ZM171 51V50H170ZM147 52H148V58L149 59H144V57L146 56L147 57ZM164 52V53H163ZM167 52V53H166ZM176 52H179L180 55H182L180 53V51H176ZM160 53V52H158ZM163 53V54H162ZM193 53V52H192ZM191 53V56L194 55ZM170 54V53H169ZM187 55V53H185ZM171 55V54H170ZM185 55V57H187ZM196 55V54H195ZM156 56V55H155ZM183 56H184V53H183ZM199 56V55H198ZM195 57V56H194ZM204 57V56H203ZM178 58V57H175V59ZM144 59V60H143ZM164 59V60H165ZM173 59V60H175ZM187 59V58H186ZM146 60V61H145ZM188 60V59H187ZM150 61L149 60V63H147V65L150 66ZM172 60L170 59V61L168 60V62H171ZM176 61V60H175ZM184 61V59H183ZM167 62V64H168ZM186 62V60L184 61ZM189 62V61H188ZM126 63V64H124ZM143 64V62H141ZM140 63V64H141ZM173 63V61L171 62ZM124 65H127L125 67ZM136 64L134 65V67L136 68ZM166 64V63H165ZM164 64V65H165ZM167 64L166 66L164 67V69H167ZM206 64V63H205ZM146 65V66H147ZM181 65V64H180ZM215 65V64H214ZM175 66V65H173ZM216 66V65H215ZM223 66V65H222ZM138 67V66H137ZM148 67V66H147ZM218 67V66H216ZM224 67V66H223ZM132 68V69H130ZM168 68H171L170 67V64L168 66ZM213 68V66H212ZM138 69V68H137ZM141 69V68H140ZM151 69V68H150ZM174 69V68H172ZM171 69V70H172ZM176 70H178L177 68H175ZM199 69V68H198ZM169 70V69H168ZM170 70V71H171ZM175 70V71H176ZM90 71V72H89ZM150 71V70H149ZM166 71V70H164ZM173 71V70H172ZM200 71V70H199ZM203 71V70H202ZM216 71V70H215ZM169 72V71H166V73ZM186 72V71H185ZM132 73V72H130ZM136 73V72H135ZM173 73V72H171ZM177 73V72H175ZM196 73V72H195ZM200 73V72H198ZM168 74V73H167ZM174 74V73H173ZM172 74V75H173ZM179 74V73H178ZM202 74V73H200ZM198 74L197 77H200L201 75ZM171 75V74H170ZM171 75V76H172ZM200 75V76H199ZM89 76V78H88ZM136 77H134L133 81H136L138 82V76L135 74ZM165 76H168L165 74ZM178 77L180 75H177ZM182 76V75H181ZM180 76V78H181ZM188 76V75H187ZM193 76V75H192ZM174 79H177L175 78L176 76H174ZM196 77V78H197ZM226 77V75H225ZM169 78V77H168ZM195 78V77H194ZM195 78V79H196ZM139 79L140 76H139ZM203 79L202 76L200 79H198V84L197 82H194L197 83V86L195 88V92L194 94L192 95L194 98H197V97H211L213 96L214 94L209 90V88L207 89L208 85L205 87V84L203 82ZM251 79V78H250ZM82 81L85 83V87L80 88L81 86H79L78 88V83L75 85L73 84L74 81ZM86 80H89L88 82ZM143 80V79H142ZM146 80V79H145ZM144 80V81H145ZM170 80V79H169ZM197 80V79H196ZM206 80V79H205ZM222 80V79H221ZM236 80V79H235ZM149 81V80H148ZM172 81V80H171ZM170 81V82H171ZM234 81V80H233ZM68 82H70L69 84L70 85H67ZM129 82V81H128ZM141 81L139 80V83ZM147 82V81H146ZM173 82V81H172ZM189 82V81H188ZM230 82V81H229ZM84 83H79L80 85L83 84L84 86ZM143 83V82H142ZM152 83V82H151ZM155 83V82H154ZM175 83V81H174ZM173 83V84H174ZM191 83V82H190ZM194 83V85H195ZM89 84V85H90ZM138 84V83H137ZM136 84V85H137ZM183 84V83H182ZM71 85H73L74 87H72ZM193 85V86H194ZM201 85V86H200ZM69 86V87H68ZM77 86V87H76ZM192 86V87H193ZM231 86V85H230ZM180 87V86H179ZM195 87V86H194ZM85 88V89H84ZM91 88V89H90ZM181 88V87H180ZM90 89V90H89ZM95 89H93V95H94V92L97 93V91H95ZM187 89V88H186ZM194 89V88H193ZM61 90H63V92L65 93L66 91L68 93H71L72 96L74 97V92L77 91L76 93V96L79 97V94H80V97L77 99V97H68L67 94V98L65 96V94H61ZM114 90V89H113ZM160 90V89H159ZM178 90V89H177ZM176 90V91H177ZM213 90V89H212ZM79 91V92H78ZM190 91V90H189ZM193 91V90H192ZM219 91V90H218ZM239 91V90H238ZM241 91V90H240ZM164 92V91H163ZM175 92V90H174ZM178 92V91H177ZM185 92V91H184ZM191 92V91H190ZM215 92V91H214ZM231 92V91H230ZM187 93L191 96V94L187 91ZM232 93V92H231ZM88 94V95H89ZM177 94V93H176ZM175 94V95H176ZM64 95V96H63ZM82 95V96H81ZM87 95V96H88ZM97 95V94H96ZM100 95L97 96V98L101 99L100 98ZM157 95V94H155ZM162 95V94H161ZM160 95V96H161ZM178 95V94H177ZM176 95V96H177ZM181 95V94H180ZM218 95V93H217ZM86 95L83 96V97H87ZM92 96V94H91ZM170 96V95H169ZM90 97V95H89ZM214 97V96H213ZM216 97V96H215ZM240 97V96H239ZM88 98V97H87ZM95 96H93L92 98H88V99H94ZM105 96L102 98L104 99ZM133 98V97H132ZM137 98V97H136ZM160 98V97H159ZM163 98V97H162ZM161 98V99H162ZM191 98V97H190ZM82 101H81V100ZM84 99V98H83ZM140 99V98H139ZM142 99V98H141ZM171 100L169 101H172L173 98L171 97L170 98ZM212 99V98H211ZM249 99V98H248ZM260 99V98H259ZM86 100V99H85ZM84 100V101H85ZM138 100V99H137ZM137 100L135 102H137ZM158 100V99H157ZM166 100V99H165ZM177 100V99H176ZM180 100V99H179ZM178 100V102H179ZM205 100V99H204ZM213 100V99H212ZM261 100V99H260ZM91 101V100H90ZM102 101V100H100ZM139 101V100H138ZM141 103H142V100H140ZM160 101V100H159ZM188 101V100H187ZM198 101V100H197ZM210 101V100H209ZM86 102V101H85ZM92 102V101H91ZM113 102V101H112ZM109 102L113 105V103L115 102ZM163 102V101H162ZM177 102V101H176ZM175 102V104H176ZM177 102V103H178ZM182 102V101H181ZM184 102V100H183ZM190 102V101H189ZM211 102V101H210ZM84 103V102H82ZM108 103V104H109ZM138 103V102H137ZM158 103V102H157ZM161 103V102H160ZM174 103V101L172 102ZM180 103V102H179ZM176 104V105H179ZM186 103V102H185ZM188 103V102H187ZM215 100H214V103L215 104ZM225 103V102H224ZM85 104V103H84ZM84 104H82L84 106ZM89 104H91L89 102ZM105 104V103H104ZM103 104V105H104ZM131 104V103H130ZM139 104V103H138ZM163 104H167L166 103H163ZM169 104V103H168ZM181 104V103H180ZM193 104V103H192ZM210 104V103H209ZM229 104V102L227 103ZM237 104V103H236ZM256 104V102H255ZM88 105V104H87ZM93 105V104H92ZM110 105V107L112 106ZM115 105V104H114ZM134 105V104H133ZM132 105V106H133ZM137 105V104H135ZM134 105V106H135ZM158 105V104H157ZM174 105V104H173ZM185 105V104H184ZM190 105V104H189ZM206 105V104H205ZM231 105H233L231 103ZM238 105V104H237ZM81 106V105H80ZM82 106V107H83ZM89 106V105H88ZM97 106V105H96ZM117 106V105H116ZM161 106V105H160ZM169 106V105H168ZM172 106V105H171ZM180 106V105H179ZM179 106H173L174 110H176V112H178L179 110V113L180 112H183L182 111V106L179 107ZM195 106V105H194ZM198 106V105H197ZM215 106V105H214ZM225 106V105H224ZM246 106V105H245ZM257 106V104H256ZM84 107H87L86 105ZM91 107V106H90ZM89 107V109H90ZM110 107L109 110H110ZM113 107V106H112ZM118 107V106H117ZM131 107V106H130ZM164 107V106H163ZM193 107V106H192ZM209 107V106H208ZM232 107V106H231ZM231 107L228 106V109L227 107L224 109L225 112H227L229 110V112H232L233 115H234V111L231 109ZM237 107V106H236ZM235 107V108H236ZM259 107V106H258ZM93 108V107H92ZM91 108V109H92ZM102 108V107H101ZM105 108V106L103 107ZM114 108V107H113ZM134 108V107H133ZM170 108V107H169ZM172 108V107H171ZM170 108V110H172ZM233 108V107H232ZM79 109H82L79 107ZM88 109V108H87ZM90 109V110H91ZM106 109V108H105ZM112 109V108H111ZM137 109V108H136ZM158 109H159V106H158ZM190 109V107H189ZM228 109V110H227ZM241 109V108H240ZM76 110L78 111L76 113ZM103 110V109H102ZM116 110V109H114ZM113 110V111H114ZM166 110V109H165ZM185 110V108H184ZM198 110V109H197ZM213 110V109H212ZM222 110V109H221ZM250 110V109H249ZM105 111V110H104ZM112 111V112H113ZM168 111V109L166 110V112ZM194 111V110H193ZM189 112V115L190 118L192 117L193 118V121L195 122V124L198 126V128H200L201 132L202 133H207L209 136L211 135L212 138L218 140V138H221L222 134L219 135L218 131L215 132V129L214 131L212 130H209L211 127H209L207 124H206V121L198 116L196 114V112ZM238 111V110H236ZM160 112V111H159ZM165 112V111H164ZM170 111H168L167 113H169ZM186 112V111H185ZM224 112V111H223ZM239 112V111H238ZM238 112H236L235 114L238 115ZM241 112V111H240ZM247 112V111H246ZM262 112V111H261ZM101 113V112H100ZM103 113V111H102ZM106 113V112H105ZM115 114L117 113L114 112ZM125 113V112H124ZM158 113V112H157ZM166 113V114H167ZM171 113V112H170ZM188 113V112H187ZM191 113V114H190ZM209 113V111H208ZM232 113H231V116L229 115V117L232 118ZM258 113V112H257ZM104 114V113H103ZM119 114V113H118ZM117 114V115H118ZM128 114V113H127ZM185 114V113H184ZM216 114V113H215ZM226 114H230V113H226ZM241 114V113H240ZM77 115V118L74 120L75 116ZM104 115H109L108 113L107 114H104ZM111 115V114H110ZM124 115V114H123ZM171 115L172 117V114H169V116ZM202 115V114H201ZM115 116V115H114ZM113 116V117H114ZM120 116V115H119ZM174 116V115H173ZM181 116V115H180ZM179 116V117H180ZM185 116V115H183ZM82 117V116H81ZM103 117V116H102ZM110 117V116H109ZM117 117V116H116ZM115 117V118H116ZM121 117H124V116H121ZM130 117V116H129ZM127 116V118H129ZM137 117V116H136ZM139 117V116H138ZM137 117V118H138ZM156 117V115H155ZM166 117V116H165ZM170 117V118H171ZM176 117V116H175ZM204 117V116H203ZM206 117V116H205ZM212 117V116H211ZM210 117V118H211ZM240 115L239 116H236L234 115V117L232 118L235 122L240 121ZM104 118H106L104 116ZM111 118V117H110ZM125 118V117H124ZM123 118V119H124ZM135 118V117H134ZM132 118L131 116V119H134ZM136 118V119H137ZM160 118V116H159ZM95 120V118H93ZM103 119V118H102ZM117 119V118H116ZM115 119V120H116ZM121 118H119L118 120H120ZM140 119V118H139ZM158 119V118H157ZM156 119V121H157ZM161 119V118H160ZM160 119L158 120V122L160 121ZM167 119V118H166ZM173 119L174 121V118H171ZM181 119H187V118H181ZM215 119V117H214ZM218 119V118H217ZM245 119H247L245 117ZM244 119V120H245ZM264 119V118H262ZM72 120L73 123H72ZM81 121V119H79ZM88 120V119H87ZM86 120V121H87ZM109 120V119H108ZM155 120V119H154ZM243 120V121H244ZM251 120V119H250ZM258 120V119H257ZM97 122V120H95ZM99 121V119H98ZM113 121V120H112ZM129 121V119H128ZM153 121V120H152ZM163 122V120H161ZM160 121V122H161ZM181 121V120H180ZM192 121V122H193ZM217 121V120H216ZM231 121V120H230ZM78 124H80V122L77 120L76 121ZM75 122V124H76ZM84 122V121H83ZM88 122H91V121H88ZM101 122V120H100ZM110 122V120H109ZM121 122V121H120ZM124 122V121H123ZM127 122V120H126ZM131 122V121H130ZM136 122V121H135ZM155 122V121H154ZM175 122H177L175 120ZM191 122V120H190ZM210 122V121H209ZM245 122V121H244ZM92 123V122H91ZM90 123V125H91ZM94 123V122H93ZM112 123V122H110ZM117 122H115L116 124ZM119 123V122H118ZM128 123V122H127ZM133 123V122H132ZM156 123V122H155ZM174 123V122H173ZM95 124V123H94ZM101 123H99L100 125ZM114 124V121H113V125ZM126 124V123H124ZM158 124V123H157ZM177 124V123H176ZM180 124V123H179ZM194 124V123H193ZM194 124V125H195ZM214 124V123H213ZM216 124V123H215ZM212 125V126H216V125ZM254 124V123H253ZM89 125V124H87ZM97 125V124H96ZM95 127L97 128L98 125ZM103 125V124H102ZM112 125V127H113ZM118 125V124H117ZM135 125V124H134ZM153 125H156L153 123ZM159 125V124H158ZM233 125V123H232ZM241 125V124H240ZM248 125V124H247ZM94 126V125H93ZM101 126V125H100ZM122 126V125H121ZM120 126V127H121ZM124 126V125H123ZM132 126V125H131ZM141 126V125H140ZM146 126V125H144ZM181 126V124H180ZM226 126V125H225ZM228 126V125H227ZM261 126V125H260ZM88 127V126H86ZM85 127V128H86ZM91 127V126H89ZM88 127V128H89ZM102 127V126H101ZM105 127V126H104ZM111 127V125H110ZM111 127V128H112ZM116 127V126H114ZM164 127V126H163ZM209 127V128H208ZM217 127V126H216ZM239 127V125H237V128ZM250 127V125H249ZM99 128V127H98ZM109 128V127H108ZM107 128V130H108ZM131 129V127H129ZM236 126H234V128L232 127V129H234L233 131L230 132V134L226 137V138H230L229 140H239L240 136L238 131L240 130V128L237 129ZM248 128V127H247ZM81 129V128H80ZM79 129L80 132H84L83 129L82 131ZM87 129V128H86ZM93 129V127H92ZM89 128V130H92ZM113 129V128H112ZM115 129V128H114ZM135 129V128H134ZM140 129V128H139ZM169 129V127H168ZM173 129V128H172ZM213 129V128H212ZM217 129H220V128H217ZM250 129V128H249ZM248 129V130H249ZM251 129H252V126H251ZM261 129V127H260ZM88 130V129H87ZM106 130V128L104 129ZM103 130V131H104ZM167 130V128H166ZM171 130V128H170ZM174 130V129H173ZM195 130V129H194ZM247 130V131H248ZM257 130V129H256ZM262 130V129H261ZM86 131V130H85ZM102 131V132H103ZM109 131V130H108ZM107 131V132H108ZM116 131V130H115ZM114 131V132H115ZM130 131V130H129ZM138 131V129H137ZM143 131V130H142ZM141 131V132H142ZM145 131V129H144ZM143 131V132H144ZM156 131V130H155ZM175 131V130H174ZM228 131V130H227ZM242 131V130H241ZM88 132V131H87ZM93 132V130H92ZM95 132H99V131H95ZM100 131V134L102 133ZM112 132V130H111ZM110 132V134H111ZM142 132V133H143ZM148 132V131H147ZM200 132V133H201ZM220 132V131H219ZM244 132V131H243ZM90 134H88V137H95V134L93 133V135H91V132L89 131ZM105 133V132H104ZM120 133V131H119ZM122 133V132H121ZM140 133V132H138ZM141 133V134H142ZM154 133V132H153ZM171 133V131H170ZM182 133V132H180ZM248 133V132H246ZM259 133V131H258ZM78 134V135H77ZM83 134V133H82ZM86 134V132L84 133ZM83 134V135H84ZM109 134V133H108ZM109 134V135H110ZM137 134V133H135ZM144 134V133H143ZM142 134V135H143ZM224 134V133H223ZM262 134H264V132H262ZM82 135V137H83ZM91 135V136H89ZM109 135H106V136H109ZM141 135V136H142ZM148 133L143 136H147ZM151 135V134H150ZM166 135V134H165ZM169 135V133H168ZM167 135V136H168ZM185 135V134H184ZM227 135V133H226ZM224 134V136H226ZM250 135V134H249ZM84 136H87L84 135ZM97 136H99V134L97 133ZM96 136V137H97ZM101 136V135H100ZM103 136V135H102ZM165 136V138L167 137ZM204 136V135H202ZM207 136V135H206ZM95 137V138H96ZM111 137V136H110ZM140 137V136H139ZM154 137V136H153ZM169 137V136H168ZM171 137V136H170ZM182 137V136H181ZM180 137V138H181ZM186 137V135H185ZM190 137V136H189ZM261 137V136H260ZM81 138V139H80ZM85 138V139H87ZM101 137L99 138H96L95 140L97 141V139H100ZM106 138V137H105ZM183 138V137H182ZM243 138V137H242ZM241 138V139H242ZM102 139V138H101ZM112 139V137L110 138ZM121 140V138H119ZM184 139V138H183ZM187 139V138H186ZM224 139V138H223ZM245 139V137H244ZM248 139V138H247ZM91 140V139H90ZM123 140V139H122ZM153 140V139H152ZM151 140V141H152ZM164 139H162L163 141ZM167 140V139H166ZM175 140V139H174ZM177 140V139H176ZM182 140V139H181ZM220 140V139H219ZM243 140V139H242ZM249 140V139H248ZM247 140V141H248ZM93 141V140H92ZM101 141V140H99ZM150 141V142H151ZM169 141V140H168ZM172 141V140H171ZM223 141V140H222ZM228 141V140H227ZM226 139H225V142H227ZM91 142V141H90ZM154 142V141H153ZM160 142V141H159ZM158 142V143H159ZM164 142V141H163ZM176 142V141H174ZM224 142V141H223ZM224 142V145H226L225 149L223 151L227 152L231 149H233L232 147V144H230V141H228V143L230 144V146L227 144H225ZM233 142V141H232ZM236 142V141H235ZM234 142V143H235ZM101 143V142H100ZM155 143V142H154ZM177 143V142H176ZM175 143V147H177L180 151L183 150V148L181 149V146L180 145L181 143H183V141L180 143V144H176ZM216 143V142H215ZM233 143V144H234ZM240 143V142H239ZM249 143V142H248ZM253 143V142H252ZM255 143V142H254ZM253 143V144H254ZM85 144V145H87ZM150 144V143H149ZM174 144V143H173ZM135 145V144H134ZM139 145V144H138ZM184 145V143H183ZM213 145V144H212ZM229 147H228V146ZM241 145V144H240ZM250 145V143H249ZM252 145V144H251ZM250 145V146H251ZM137 146V145H136ZM134 146V147H136ZM170 146V145H169ZM235 146H236V143H235ZM234 146V147H235ZM254 149L257 150H261V151H264L262 149H264V145H261V144H258V143H255L254 145ZM89 146L85 147V148H88ZM139 147V146H138ZM217 147V146H216ZM222 147V146H221ZM220 147V148H221ZM240 147V146H238ZM246 147V146H245ZM83 147H81V150H82ZM137 148V147H136ZM143 148V147H142ZM142 148H137L138 150H142ZM192 148V147H191ZM198 148V146H197ZM251 149L253 147H250ZM78 149V150H79ZM173 149V148H172ZM223 149V148H222ZM239 149V148H238ZM136 150V149H135ZM176 150V149H175ZM177 150V151H179ZM199 150V148H198ZM197 150V151H198ZM143 151V150H142ZM172 151V150H171ZM176 151V152H177ZM222 151V153H224ZM236 151V150H235ZM69 152V153H68ZM72 152V151H71ZM158 152V151H157ZM173 152V151H172ZM188 152V149L187 151ZM253 152V151H252ZM259 152V151H257ZM139 153V152H137ZM170 153V152H169ZM179 153V152H178ZM189 153H190V150H189ZM193 153V152H192ZM196 153V152H195ZM201 153V152H199ZM205 153V152H204ZM228 153V152H227ZM69 154V155H67ZM159 154V153H158ZM164 154V153H163ZM168 154V153H167ZM177 154V153H176ZM191 154V153H190ZM194 154V153H193ZM197 154V153H196ZM226 154V153H225ZM223 154V155H225ZM230 154V153H228ZM72 155L74 156V153L72 152ZM137 155V154H136ZM175 155V153H174ZM181 155V154H180ZM186 155V154H185ZM188 155V154H187ZM211 155V154H210ZM215 155V154H214ZM227 155V154H226ZM139 156V155H138ZM137 156V157H138ZM143 156V155H142ZM171 156V155H170ZM199 156V155H198ZM196 156V157H198ZM202 156V155H201ZM200 156V157H201ZM204 156V155H203ZM202 156V157H203ZM229 156H232V152H231V155ZM227 156V157H229ZM148 157V156H147ZM174 158V156H172ZM188 157V156H187ZM143 158V157H142ZM141 158V159H142ZM149 158V157H148ZM156 158V157H155ZM172 158V159H173ZM192 158V157H191ZM221 158V156H220ZM225 158V157H224ZM72 159H75V156L72 157ZM140 159V158H139ZM140 159V160H141ZM145 159H146V154H145ZM165 159V157H164ZM163 159V160H164ZM175 159V158H174ZM185 159V158H184ZM194 159V158H193ZM197 159V158H196ZM73 160V162H74ZM139 160V161H140ZM143 160V159H142ZM187 160V159H186ZM190 160V159H188ZM195 160V159H194ZM193 160V161H194ZM205 160V158H204ZM203 160V162H204ZM207 160V159H206ZM205 160V162H206ZM229 160V159H228ZM144 161V160H143ZM146 161V160H145ZM151 161V159H150ZM149 161V162H150ZM168 161V160H167ZM197 161V160H196ZM233 161V160H232ZM254 161V160H253ZM67 162V163H68ZM73 162L71 160L70 162V165H73ZM78 162V161H77ZM142 162V161H141ZM166 161L164 162H161V165H162V168H163V164L162 163H165ZM195 162V161H194ZM193 162V163H194ZM205 162L203 163L205 165ZM216 162V161H215ZM221 162V161H220ZM228 162V161H227ZM72 163V164H71ZM143 163V162H142ZM146 163L147 165V162H144V164ZM173 163V162H172ZM171 163V164H172ZM175 163V162H174ZM177 163V162H176ZM179 163V162H178ZM202 163V161H201ZM211 162H209L208 164L209 165H212L210 164ZM226 163V160L224 159V162L223 164ZM231 162H229L230 164ZM255 163V162H254ZM168 164V163H167ZM219 164V163H217ZM222 164V163H221ZM227 164V163H226ZM233 164V163H232ZM258 164V162H257ZM54 165V166H53ZM176 165V164H175ZM215 165V163L213 164ZM212 165V166H213ZM55 166V167H56ZM69 166V165H68ZM66 166V167H68ZM149 166V164H148ZM217 166V165H215ZM214 166V167H215ZM219 166V165H218ZM218 166L216 168H218ZM227 166H230V165H227ZM226 166V167H227ZM236 166V165H235ZM240 166V165H239ZM254 166V165H253ZM136 167V166H135ZM147 167V166H146ZM151 167V166H150ZM166 167V166H165ZM176 167V166H175ZM137 168V167H136ZM144 168V166H143ZM158 168V167H157ZM160 168V167H159ZM56 169V168H55ZM140 169V167H139ZM145 169V168H144ZM152 169V168H151ZM150 169V170H151ZM203 169V168H202ZM138 171V169H136ZM147 170V169H145ZM224 170V169H223ZM230 170V168H229ZM261 170V169H260ZM135 171V170H133ZM144 172V170H142ZM149 171V169L147 170ZM212 171V170H211ZM226 171V170H225ZM232 171L234 173V170L231 169V172L228 173V174H225L227 176L230 175V178L228 177L227 179H230V182H231V176H232ZM252 171V170H251ZM132 172V171H131ZM130 172V173H131ZM160 171L154 170V172L152 171L150 174H152V177L153 175L154 176H157L159 174ZM213 172V171H212ZM220 172V171H219ZM222 172V171H221ZM220 172V173H221ZM257 172V171H256ZM259 172V171H258ZM257 172V173H258ZM133 173V172H132ZM146 173V171L144 172ZM192 173V172H191ZM219 173V174H220ZM227 173V171H226ZM249 173V172H248ZM264 173V172H262ZM58 174V173H57ZM73 175V173H71ZM70 174V176H71ZM142 174V173H141ZM161 174V173H160ZM235 174H236V171H235ZM259 174V173H258ZM257 174V175H258ZM69 175V173H68ZM136 175V173H135ZM134 175V176H135ZM140 175V173L138 174ZM169 175V174H168ZM185 175V174H184ZM218 175V174H217ZM221 175V174H220ZM234 175V174H233ZM239 175V174H238ZM57 176H60L59 174ZM74 176V175H73ZM133 177V175H131ZM137 176V175H136ZM141 176V175H140ZM143 176V174H142ZM148 176V174H147ZM151 176V175H150ZM164 176V174H163ZM163 176H160V177H163ZM172 176V175H171ZM215 176V175H214ZM223 176V175H221ZM234 176H237V175H234ZM240 176V175H239ZM139 177V176H137ZM145 177V176H144ZM158 177V176H157ZM167 177V176H166ZM215 177H218V176H215ZM57 178V179H56ZM64 180L63 177H60ZM59 178V179H60ZM142 179V177H139ZM138 178V180H139ZM148 178V177H146ZM156 178V177H155ZM159 178V177H158ZM174 177L172 176V179ZM177 178V177H176ZM183 178V177H182ZM197 178V177H196ZM219 178V177H218ZM222 178V177H221ZM235 179L238 178L237 177H234ZM259 179V177H257ZM59 182H61V180ZM74 180V178H72ZM72 179L69 177V180L72 181ZM137 179V178H136ZM140 179V180H141ZM144 179V178H143ZM168 179L170 180L169 176H168ZM226 179V177H225ZM234 179V180H235ZM241 179V178H240ZM79 180V179H78ZM133 180V178H132ZM149 180V179H148ZM174 180V179H173ZM181 180V179H180ZM180 180H178L180 182ZM199 180V179H198ZM261 180V179H260ZM77 181V180H76ZM142 181V180H141ZM145 181V180H144ZM143 181V183H144ZM147 181V180H146ZM153 181L154 178H153ZM157 181V180H156ZM186 181V179H185ZM201 181V180H200ZM222 181V180H221ZM229 181V180H227ZM236 181V180H235ZM239 181V180H238ZM80 182V180H79ZM88 182V181H87ZM136 182V181H135ZM139 181H137V184ZM160 182V181H159ZM166 182V180H165ZM164 182V183H165ZM234 182V181H233ZM249 182V181H248ZM76 183V182H75ZM168 183V182H167ZM166 183V184H167ZM171 183V182H170ZM177 183V182H176ZM175 183V187H176V184ZM183 183V181H182ZM190 184V182H188ZM192 183V182H191ZM196 183V181H195ZM63 184V183H62ZM82 184V182L80 183ZM146 184V185H145ZM188 184V185H189ZM57 185H60V187H58ZM74 185V183H73ZM136 185V183H135ZM145 185V188L146 186L148 185V183H144ZM144 185H143V191H144ZM161 185V184H160ZM184 185L185 182H184ZM192 185V184H191ZM200 185V184H199ZM212 185V184H211ZM236 185V184H234ZM77 186V187H76ZM88 186V185H87ZM92 187V185H90ZM104 185H102L103 187ZM111 186V185H110ZM109 186V187H110ZM137 186V185H136ZM166 186V185H165ZM187 186V185H186ZM194 186V185H192ZM201 186V185H200ZM203 186V185H202ZM205 186V185H204ZM209 186V185H208ZM232 186V185H231ZM238 186V185H237ZM236 186V187H237ZM106 187V186H105ZM104 187V188H105ZM139 187V186H137ZM160 187V186H159ZM178 187V186H177ZM180 187V185H179ZM182 187V185H181ZM188 189H190V186H187ZM186 187V188H187ZM196 187V186H195ZM215 187V185H214ZM230 187V186H229ZM234 187V186H233ZM66 188V187H65ZM101 187H99L98 189H100ZM141 188V186H140ZM150 188V187H149ZM164 188V187H162ZM183 188H185L183 186ZM199 188V187H198ZM203 188V187H202ZM210 188V187H209ZM222 188V187H221ZM228 188V187H227ZM225 188V189H227ZM239 188V187H238ZM259 188V187H258ZM262 188V187H261ZM90 189H93V188H90ZM109 189V188H108ZM176 189V188H175ZM197 189V188H196ZM200 189V188H199ZM198 189V190H199ZM211 189V188H210ZM219 189V188H217ZM229 189V188H228ZM234 189V188H233ZM120 190V189H119ZM127 190V189H126ZM141 190V189H140ZM151 190V189H150ZM168 190V189H167ZM201 190V189H200ZM208 190V188H207ZM214 190V188L212 189ZM211 190V191H212ZM238 190V189H237ZM264 190V189H262ZM262 190L260 191L261 193H264L262 192ZM77 191V192H75ZM82 192L80 194V192ZM89 191V189H88ZM94 191V190H93ZM103 191V190H102ZM106 190H104L105 192ZM129 191V190H128ZM137 191V189H136ZM135 191V192H136ZM148 191V189H147ZM161 191V190H160ZM164 191V190H162ZM182 191V190H180ZM195 191V190H194ZM204 191H206L204 189ZM215 191V190H214ZM213 191V193H214ZM227 191V190H226ZM225 191V192H226ZM234 191V190H233ZM249 191V190H248ZM259 191V189H258ZM91 192V191H90ZM100 191H98L99 193ZM108 192V191H107ZM125 192V191H124ZM130 192V191H129ZM132 192V191H131ZM138 192V191H137ZM156 192V191H154ZM154 192L152 193L153 194V197H154ZM157 192H159V190H157ZM179 192V190L177 191ZM202 192V191H201ZM208 192V191H206ZM217 191H215V194L218 195V192L216 193ZM221 192V191H220ZM83 193V194H84ZM102 193V192H101ZM139 193V192H138ZM150 193V191H149ZM160 193V192H159ZM183 193V192H182ZM210 193V192H209ZM228 193V192H227ZM81 195V196H77L78 197V200L82 198L81 197H86L85 195ZM87 194V193H86ZM128 194V193H127ZM134 194V193H133ZM141 194V192L139 193ZM145 194V193H144ZM143 194V196H144ZM169 194V193H167ZM166 194V196H167ZM173 194V193H172ZM203 194V193H202ZM205 194V193H204ZM223 194V193H222ZM238 194V193H237ZM95 195V194H94ZM123 195V194H122ZM125 195V194H124ZM123 195V196H124ZM130 195V194H129ZM157 195V194H156ZM162 195H165V194H162ZM170 195V194H169ZM168 195V196H169ZM183 195V194H182ZM187 195V194H186ZM209 195V194H208ZM221 195V194H220ZM227 195V194H226ZM262 195V194H261ZM93 196V194H92ZM96 196V195H95ZM120 196V195H119ZM139 196V195H138ZM142 196V195H141ZM160 196V194L158 195ZM180 196V195H179ZM202 196V195H201ZM215 195H213L214 197ZM225 196V194H224ZM223 196V197H224ZM237 196V195H236ZM257 196H260L257 194ZM66 196H64L65 198ZM76 197V196H75ZM80 197V198H79ZM83 197V199H84ZM90 197V196H89ZM126 197V196H124ZM133 197V196H132ZM132 197H129V198H132ZM140 197V196H139ZM165 197V196H164ZM162 198L165 200V198ZM182 197V196H181ZM184 197V196H183ZM182 197V198H183ZM209 197V196H208ZM220 196H218V199H219ZM230 197V196H229ZM68 197H66V200H67ZM69 198V199H70ZM88 198V197H87ZM91 198V197H90ZM114 198V203L116 202L115 200V197ZM137 198V196H136ZM156 198V197H155ZM158 198V197H157ZM156 198V200H157ZM187 198V197H186ZM212 198V197H211ZM227 198V197H226ZM232 198L233 195H232ZM242 198V197H241ZM261 198V196H260ZM86 199V198H85ZM97 198H95L96 200ZM121 199V198H120ZM140 199V198H139ZM147 198H145L146 200ZM152 199V200H151ZM153 199L154 198H150L151 202H153ZM161 199V198H160ZM161 199V200H162ZM192 199V198H191ZM65 200V199H63ZM77 200V201H78ZM94 200V201H95ZM134 200H135V196H134ZM161 200H157L159 202H161ZM163 200V201H164ZM166 200L168 201V198H166ZM165 200V202L167 203V201ZM171 200V199H170ZM187 200V199H186ZM240 200V199H239ZM261 200V199H260ZM74 201V199H73ZM76 201V200H75ZM76 201V203H77ZM84 201V200H83ZM90 201V200H89ZM112 201V200H110ZM109 201V203H111ZM118 201V200H117ZM136 201V200H135ZM143 201V200H142ZM141 201V202H142ZM157 201H154L156 203H158ZM173 201V200H172ZM176 201V199H175ZM182 201V199H181ZM201 201V200H200ZM226 200H224V203H225ZM62 203V204H59V203ZM66 202V201H65ZM79 202V201H78ZM92 201L90 202H87V203H91ZM120 202V201H119ZM130 202V201H129ZM138 202V201H137ZM140 202V201H139ZM150 204L151 202L148 201ZM188 202V201H186ZM220 203V200L218 201ZM217 202V204H218ZM221 202L223 203V201L221 200ZM228 202V201H227ZM258 202V201H257ZM69 203V202H68ZM73 203V202H72ZM107 203V202H106ZM108 203V205H109ZM118 203V202H116ZM132 203V202H131ZM146 203V202H145ZM163 203V202H162ZM169 203V202H168ZM175 203V202H174ZM179 203V202H178ZM181 203V202H180ZM179 203V204H180ZM220 203V204H222ZM229 203V202H228ZM227 203V204H228ZM66 204V203H65ZM80 204H81V201H80ZM94 204V203H93ZM123 204V203H122ZM125 204V202H124ZM127 204V203H126ZM133 204V203H132ZM132 204H129V205H132ZM136 204V203H135ZM144 204V203H142ZM159 204V203H158ZM184 204V203H183ZM187 204V203H185ZM191 205V203H188V205ZM219 204V205H220ZM70 205V203L68 204ZM76 205V204H75ZM83 205V204H81ZM89 205V204H88ZM91 205V204H90ZM112 206V204H110ZM115 205V204H114ZM121 205V204H120ZM146 207H143L146 209V212H149V209L147 211V203L145 204ZM151 205H153L154 207V204L152 203ZM150 205V209L152 208ZM161 205V204H160ZM172 205V204H170ZM177 205V204H176ZM175 205V206H176ZM264 205V204H262ZM67 206V205H65ZM80 206V205H79ZM87 206V204H86ZM116 206V205H115ZM119 206V205H118ZM123 206V205H122ZM125 206V205H124ZM127 206V205H126ZM125 206V207H126ZM134 206V204H133ZM143 206V205H141ZM164 206V203L163 205ZM200 206V205H199ZM224 206H227V205H224ZM222 206V207H224ZM110 207V206H109ZM113 207V206H112ZM135 207V206H134ZM184 207V206H183ZM203 207V206H201ZM218 207V205H217ZM228 207V206H227ZM256 207V206H255ZM58 208V207H57ZM87 208V207H86ZM92 209V207H90ZM111 208V207H110ZM130 208V207H129ZM128 208V209H129ZM133 208V207H132ZM137 208V206H136ZM142 208V207H140ZM162 208V207H161ZM159 208V209H161ZM164 208L167 209V206H165ZM163 208V209H164ZM169 208V207H168ZM173 208V207H172ZM178 208V207H177ZM189 208V207H188ZM187 207H185V209L187 211H189ZM191 208V207H190ZM216 208V207H215ZM234 208V207H232ZM259 208V207H258ZM257 208V210H258ZM261 208V207H260ZM60 209V208H59ZM89 209V208H88ZM87 209V210H88ZM114 209V208H113ZM119 209V208H118ZM121 209V208H120ZM145 209H143L145 211ZM159 209H155L151 212H153V214H155V212L157 211H161ZM171 209V208H169ZM112 210V209H111ZM123 210V209H122ZM132 210V209H131ZM203 211V209H201ZM231 210V209H230ZM255 210V209H254ZM261 209H259L260 213H261ZM106 211V209H105ZM110 211V210H109ZM116 211V210H115ZM169 211V210H168ZM172 211V210H171ZM175 211V210H174ZM183 211V210H182ZM201 211V212H202ZM118 212V211H116ZM120 212V211H119ZM123 212V211H122ZM129 212V211H128ZM141 211H139L140 213ZM145 212V213H146ZM157 212H156V215H157ZM166 212V211H165ZM164 212V213H165ZM170 212V211H169ZM204 212V211H203ZM256 212V211H255ZM107 213V212H106ZM121 213V212H120ZM119 213V214H120ZM130 213V212H129ZM138 213V214H139ZM150 213V212H149ZM148 213V214H149ZM162 211H161V215H162ZM174 213V212H173ZM187 214V212H184ZM257 214H259L258 212H256ZM94 216H93V215ZM141 214V213H140ZM139 214V215H140ZM147 214V213H146ZM147 214V215H148ZM160 214V213H158ZM172 214V213H171ZM181 214V213H180ZM190 214V213H189ZM212 214V213H211ZM105 215V214H104ZM144 215V213H143ZM156 215H153V216H156ZM161 215H157L159 216L158 218L161 217ZM169 215V213L167 214V216ZM204 215V214H203ZM262 215V214H261ZM118 216H121V215H118ZM150 216H152V213H150ZM146 217V221L149 220V217ZM152 216V217H153ZM167 216H164V217H167ZM181 216V215H180ZM188 216V215H187ZM191 216V214L189 215ZM257 216V215H256ZM116 214L114 213H111L109 212L107 214L106 217H104L108 224L110 225L112 222L114 223L116 221V224H119L121 225V227L125 230H131L133 229V231H137V233H141L142 234V230L143 229H147V232L149 230V234L152 235L154 238H158L161 239L160 237H162V230H160L161 228L159 226L162 227V224H160V222H158V218L157 220H154V218L152 219L151 222L147 223L145 221V223L143 222L145 220V217L142 216L144 218V220L141 221L140 220H135L137 221L133 226H132V222L130 223L129 220H126L124 219H119V218H116ZM124 217V216H122ZM131 217V216H130ZM140 217V216H139ZM163 217V215H162ZM161 217V218H162ZM169 217V216H168ZM167 217V218H168ZM184 217V216H183ZM192 217V216H191ZM190 217V218H191ZM201 217V215H200ZM248 217V216H247ZM262 217V216H261ZM121 218V217H120ZM135 218V217H134ZM148 218V220H147ZM187 218V217H185ZM238 218V217H237ZM236 218V219H237ZM241 218V217H240ZM132 219V218H131ZM156 219V217H155ZM166 220V218H164ZM169 219V218H168ZM171 219V218H170ZM169 219V220H170ZM184 219V218H183ZM103 220V219H102ZM105 220V221H106ZM161 220V219H159ZM200 220V219H199ZM231 220V219H230ZM235 220V219H234ZM238 220V219H237ZM89 223L91 222L92 226H90V230L88 229H84L86 226H85V222H88ZM126 221V222H125ZM163 221V220H162ZM198 221V220H197ZM213 221V219H212ZM106 222V223H107ZM168 222L165 221V223ZM209 222V221H208ZM214 222V221H213ZM236 223V220L234 221ZM258 222V221H257ZM256 222V223H257ZM110 223V224H109ZM252 223V221H251ZM87 224V223H86ZM102 224V223H101ZM261 222H259V226L258 227H255V232H257L256 234H258L259 236V242H260V245L262 246V248H264V223H262V225L260 226ZM112 225V224H111ZM164 225V224H163ZM196 225V224H195ZM252 226V224H250ZM103 226V225H102ZM101 226V233L104 234V238L103 239H98V243L99 245L102 246H107L108 248L111 249V252L110 254H106L105 256L101 255L100 253H98L97 255L94 254L95 256L92 257V259L90 260H86V264H128L131 262V259H132V256H129L128 253L130 254V251L133 250V248L135 247V245H141L142 243L141 242H136L137 240H134L132 237L134 235H132V237L130 238V240H126L123 236H117L116 238V235L114 237L113 235V231L111 230V228H104L105 230H103V227ZM113 226V225H112ZM197 226V225H196ZM214 226V224H213ZM83 227V229L85 230L84 232H82V236L80 235L79 238H78V235L79 233L81 234L80 230L81 228ZM120 227V226H119ZM130 227V228H129ZM147 227V228H146ZM166 227V226H165ZM212 227V226H211ZM114 228V227H113ZM118 228V227H117ZM254 228V227H253ZM99 229V230H100ZM164 230V229H163ZM172 230V229H171ZM223 230V229H222ZM88 231V232H87ZM122 231V230H121ZM161 231V232H160ZM167 231V230H166ZM253 231V233H254ZM118 232V231H117ZM126 232V231H125ZM128 232V231H127ZM164 232V231H163ZM175 232V231H174ZM221 232V231H220ZM227 232V231H226ZM248 233L251 232V231H247ZM98 233V232H97ZM100 233V234H101ZM135 233V232H133ZM170 233V231H169ZM178 233V232H177ZM212 234L213 231L210 230L208 232V234ZM99 234V233H98ZM102 234V235H103ZM120 234V233H119ZM123 235V233H121ZM136 234V233H135ZM247 234V233H246ZM250 234V233H249ZM91 235V234H90ZM140 235V234H139ZM148 235V234H147ZM164 235V234H163ZM168 235V234H167ZM172 235V234H171ZM215 235V234H214ZM86 236H89L88 234ZM94 236H96L94 234ZM151 236V237H152ZM217 236V235H216ZM142 237V236H141ZM147 237V236H145ZM166 237V236H165ZM168 237V236H167ZM88 238V237H87ZM95 238V237H93ZM116 238V240L114 239ZM137 238V237H136ZM140 238V237H139ZM143 238V237H142ZM164 238V237H162ZM174 238V236L172 237V239ZM223 238H224V235H223ZM76 239V240H75ZM145 239V238H144ZM169 239V237H168ZM167 239V240H168ZM171 239V238H170ZM169 239V240H170ZM221 239V238H220ZM78 240V241H77ZM94 240V239H93ZM97 240V239H96ZM179 240V239H178ZM141 241V240H140ZM156 241V239H155ZM162 241V240H161ZM174 241V240H173ZM183 241V240H182ZM220 241V240H219ZM218 241L219 245H220V242ZM152 242V241H151ZM150 242V244H151ZM170 242V241H169ZM168 242V243H169ZM177 242V241H176ZM141 243V244H140ZM144 243V242H143ZM175 243V241H174ZM183 243V242H182ZM223 243V242H222ZM87 244V245H85ZM94 244V242H93ZM145 244V243H144ZM143 244V245H144ZM173 244V243H172ZM171 244V246H173ZM176 244V243H175ZM204 244V243H203ZM258 244V243H257ZM98 245V246H99ZM154 245V244H153ZM156 245V244H155ZM164 245V244H163ZM169 245V244H168ZM218 245V246H219ZM96 246V245H95ZM142 246V245H141ZM179 246V245H178ZM181 246V245H180ZM105 247H103L105 249ZM221 247V246H220ZM256 247V245H255ZM106 248V249H108ZM170 250H171V247L169 246ZM252 248V247H251ZM257 248V247H256ZM90 249H93L92 247L89 248L88 250L90 251ZM96 249V248H95ZM98 249V248H97ZM109 249V251H110ZM132 249V250H131ZM135 249V248H134ZM158 249V248H157ZM180 249V248H179ZM243 249V248H242ZM245 249H248V248H245ZM249 249H250V246H249ZM261 249V248H260ZM99 250V249H98ZM160 250V249H158ZM157 250V251H158ZM244 250V249H243ZM107 251V250H106ZM152 251V250H151ZM168 251V250H167ZM172 251V250H171ZM170 251V252H171ZM250 251V250H249ZM262 251V249H261ZM104 252V251H103ZM133 252V251H132ZM153 252V251H152ZM159 252V251H158ZM166 254H168L166 252V250L164 251ZM169 252V251H168ZM175 252V251H174ZM180 252V251H179ZM215 252V251H214ZM222 252V250H221ZM86 253V252H85ZM88 253V251H87ZM87 253H86V256H87ZM91 253V251H90ZM144 253V252H143ZM146 253V252H145ZM175 253H178V252H175ZM224 253V252H223ZM81 254V253H80ZM139 254V253H138ZM141 254V253H140ZM136 258H138L136 260V262L134 264H144L145 262L143 261V255H141ZM171 254V253H169ZM168 254V255H169ZM218 254V253H217ZM220 254V253H219ZM159 255V253H158ZM162 255V253H161ZM164 253H163V257H164ZM166 255V256H168ZM246 256V255H245ZM88 257V256H87ZM147 257V256H146ZM170 257V256H169ZM177 257V256H176ZM61 258V259H60ZM171 258V257H170ZM218 258V257H217ZM78 259V258H77ZM74 258V260H72V262L70 264H76L78 263V260ZM160 259V258H159ZM246 259V258H245ZM164 260V259H163ZM166 260V258H165ZM164 260V261H165ZM84 261V260H83ZM161 261V260H160ZM163 262V261H162ZM61 264V263H60ZM63 264V263H62ZM69 264V263H68ZM80 264H82V262H80ZM148 264V263H147ZM158 264H160L158 262ZM164 264V262H163Z\"/></svg>",
    "mask_w": 264,
    "mask_h": 264
},
{
    "label": "clouds",
    "instance_id": "3",
    "mask_svg": "<svg viewBox=\"0 0 264 264\" xmlns=\"http://www.w3.org/2000/svg\"><path fill=\"white\" fill-rule=\"evenodd\" d=\"M19 35L18 26L0 22V47L10 46ZM37 49L24 48L19 54L0 61V105L16 111L27 110L46 98L60 71V61Z\"/></svg>",
    "mask_w": 264,
    "mask_h": 264
}]
</instances>
